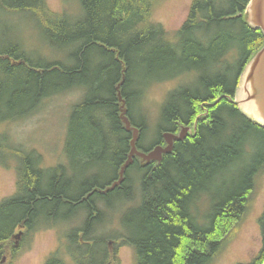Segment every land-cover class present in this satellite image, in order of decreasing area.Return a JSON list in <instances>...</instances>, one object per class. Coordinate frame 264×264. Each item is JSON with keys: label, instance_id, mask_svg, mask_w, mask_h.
I'll list each match as a JSON object with an SVG mask.
<instances>
[{"label": "trees", "instance_id": "1", "mask_svg": "<svg viewBox=\"0 0 264 264\" xmlns=\"http://www.w3.org/2000/svg\"><path fill=\"white\" fill-rule=\"evenodd\" d=\"M250 1L193 0L186 21L170 39L161 24L152 22L158 0H76L74 13L52 12L46 0H0L3 12L32 13L45 47L67 54L65 63L52 61L42 52L31 54L23 41L0 49V108L16 110L7 118L0 115V123L31 116L45 98L83 86L91 89L72 110L69 133L75 150L65 148L67 165L49 171L37 151L36 156L33 151L17 154V192L0 203V261L2 246L18 226L28 236L38 225H60L70 217L87 233L83 238L89 237L92 225L105 216L99 202L109 219L119 218L116 235H108L133 249L135 264H216L264 172V128L228 100L234 99L241 74L264 46L262 31L244 19ZM155 42L165 51L151 49ZM123 78L121 91L128 117L140 129V150L165 145L164 133L193 128L198 121L195 134L174 142L173 152L161 162L146 164L135 157L124 182L105 192L119 179L131 150L132 134L120 118L116 90ZM172 80L180 83L163 104L157 139L145 147L150 132L146 90ZM104 164L112 168L108 178V170H92ZM233 170L237 179L201 217L199 201L218 176ZM259 223L261 250L247 264L264 263V211ZM74 233L71 255L68 251L64 259L47 264H111L107 234L96 236L92 240H102L89 246L77 241L83 233Z\"/></svg>", "mask_w": 264, "mask_h": 264}, {"label": "rangeland", "instance_id": "2", "mask_svg": "<svg viewBox=\"0 0 264 264\" xmlns=\"http://www.w3.org/2000/svg\"><path fill=\"white\" fill-rule=\"evenodd\" d=\"M46 1L49 9L55 13L65 11L74 13L78 11L76 0ZM192 1L158 0L152 13V22L161 24L165 31L169 32L170 39H172L174 31L179 29L186 21ZM73 15V20H75L76 14ZM41 29L39 21L34 18L32 13L10 14L0 10V49L11 48V45L23 41L24 45L28 46L27 49L31 54L39 51L40 53L42 52L43 58L65 63L67 54H64V51L52 52L45 47L46 45L43 44L44 34ZM153 48L165 51L161 42L153 43L151 49ZM101 58V56L97 55L95 60L100 63L102 61ZM180 80L156 84L146 90L143 104L145 110L149 113L150 132L144 141L145 147H149L157 139L156 127L160 124L161 109L168 93L177 88ZM88 94H91V89L86 86H83L82 89L66 91L60 95L43 99L37 111L25 119L10 121L9 124L0 123V203L13 197L17 192L19 163L17 154L18 156H24L26 152L37 151L41 155L42 166L49 171L58 165H67L65 148L68 147L71 150H75L69 133L72 110ZM142 109L144 110L143 107ZM13 111L16 110L8 111L0 108V115H4V118H7L5 116H8ZM136 116L139 117L138 111ZM0 121H2L1 118ZM69 137L70 142L68 144L67 140ZM34 155L36 156L35 152ZM103 169L108 170L105 174L106 178L112 175V173H109L112 168H106L105 164L92 168L94 173H99ZM236 172L237 170H233L216 178L213 186L206 192V196L198 203L201 217H206L210 213L212 204L219 200L220 195L225 190L231 187L229 185L233 183V180L237 179L238 174ZM97 205L105 213L103 220L107 223L102 220L100 224L101 220H98L91 227L93 232L85 239L83 237L88 235L78 227L80 222L72 220L70 217H68L67 223L60 225H57V221L48 222L47 226L38 225L35 227L37 229L28 236H25L26 229L23 226L16 227L11 240L3 246L1 245L3 247V255L0 264H47L52 258L64 259L63 256L68 251V254L71 255V246H76L72 238L75 231H80V234L83 233L77 241L89 246L93 242L96 243L98 240H102L100 239L101 237L92 240L93 238L107 234L105 238L109 243L108 250L111 264H135L133 249L122 246L119 239L112 237L116 235L113 231L119 228V218L109 219L104 206L103 208L100 207L99 202ZM263 211L264 172L257 177L245 214L235 224L227 237V241L219 252L216 264H247L260 252L262 231L259 221ZM199 215L197 217L202 220ZM118 216H120V212ZM203 224L204 221L201 222V225ZM68 230L70 231V239L66 238ZM108 232H112V236L108 235ZM65 250H67L66 253H64ZM73 251L76 254V250L73 249ZM66 259L71 260L70 257ZM68 263L70 264L71 262Z\"/></svg>", "mask_w": 264, "mask_h": 264}, {"label": "water", "instance_id": "3", "mask_svg": "<svg viewBox=\"0 0 264 264\" xmlns=\"http://www.w3.org/2000/svg\"><path fill=\"white\" fill-rule=\"evenodd\" d=\"M244 19L250 27L261 30L264 35V0H251L244 13ZM123 82L124 78L116 87V90L121 104L120 118L125 125L126 131L132 134V140L130 142L131 150L127 162L120 170L118 181L109 187L107 191L113 190L124 182V174L129 165L133 162L134 157L141 158L142 162L144 161L146 164L152 161L161 162L163 155L172 153L174 142L184 140L189 131V129L184 128L179 134L165 133L163 135L167 144L165 147L158 145L149 152L140 151L138 149L140 129L134 127L128 117L127 101L123 97L121 91ZM219 100H217L215 104L218 103ZM228 100L237 105L243 115L250 121L264 128V46L249 61L241 74L235 98H228Z\"/></svg>", "mask_w": 264, "mask_h": 264}, {"label": "flooded vegetation", "instance_id": "4", "mask_svg": "<svg viewBox=\"0 0 264 264\" xmlns=\"http://www.w3.org/2000/svg\"><path fill=\"white\" fill-rule=\"evenodd\" d=\"M183 127V126H182ZM181 129V128H180ZM179 129V130H180ZM177 133H179V131L177 130V128L176 129H174V133L173 134H177ZM187 137V136H186ZM186 137H185V139H186ZM165 142V141H164Z\"/></svg>", "mask_w": 264, "mask_h": 264}, {"label": "bare ground", "instance_id": "5", "mask_svg": "<svg viewBox=\"0 0 264 264\" xmlns=\"http://www.w3.org/2000/svg\"><path fill=\"white\" fill-rule=\"evenodd\" d=\"M133 125V124H132ZM135 127V126H134ZM137 128V127H136ZM132 164V163H131ZM118 181V180H117ZM120 186V185H119ZM111 187V186H110ZM108 189V188H107ZM107 189L105 190V192H109V191H107ZM110 191H112V190H110Z\"/></svg>", "mask_w": 264, "mask_h": 264}]
</instances>
